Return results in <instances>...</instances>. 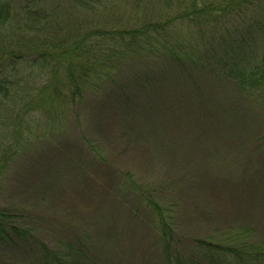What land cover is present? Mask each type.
I'll return each instance as SVG.
<instances>
[{
	"label": "trees",
	"instance_id": "obj_1",
	"mask_svg": "<svg viewBox=\"0 0 264 264\" xmlns=\"http://www.w3.org/2000/svg\"><path fill=\"white\" fill-rule=\"evenodd\" d=\"M65 97L114 124L121 145L140 142L159 162L152 169L171 166L157 178L139 175L136 157L125 162L117 190L139 206L125 204L130 217L117 228L66 216L38 179L28 202L0 203V264H264L252 239L258 217L264 225L253 146L264 151V0H0V133L12 106L28 113ZM19 145L0 150V192L14 187L5 175ZM252 200L262 213L240 219ZM145 223L158 258L126 260L128 230Z\"/></svg>",
	"mask_w": 264,
	"mask_h": 264
},
{
	"label": "rangeland",
	"instance_id": "obj_2",
	"mask_svg": "<svg viewBox=\"0 0 264 264\" xmlns=\"http://www.w3.org/2000/svg\"><path fill=\"white\" fill-rule=\"evenodd\" d=\"M65 99L66 97L62 99L64 104L49 100V102L44 103L48 109L36 104V109L28 113H26L27 110L23 109V106L17 105L10 108V114L13 117L10 119L11 122L9 121L10 124L3 125L1 130L0 150H3V145L7 143L17 144L20 142L19 146L22 153L7 168L5 181L8 182L10 177L15 183L13 182L12 186L14 187H11L9 191L6 190L8 184L4 185L5 183H3L5 190L0 192V203L13 205L28 202L26 197L36 191L35 187L31 188V186L36 184L38 179H42L40 188H48V190L55 192V201L51 199V202L60 205L66 216L70 214L80 218H88L93 222L92 227L104 217H106L105 220L111 222L112 228L122 226L123 223L120 220L130 217L124 211L125 204L136 208L139 206V199L134 194H124L119 191L120 188H117L116 185L119 169L128 166L125 162L136 157L134 160L137 170L135 169V171L139 175L147 174L151 170L150 173L148 172V176L158 178V169L166 164L170 167L171 164L168 162L161 163L152 169L151 166L159 162L157 158L150 157L151 153H147L140 142L128 143L126 141L121 145L125 138L123 134H115L114 124L104 125L103 122L92 121L91 115L93 114L90 108H85L86 113L84 115L80 109L81 106L75 109L72 104L66 103L68 100ZM254 119H256L255 116ZM260 139H262L261 135L254 137L256 141ZM90 140L94 142H90ZM227 140L231 144L232 139L227 138ZM89 144L97 146L95 148L96 157L95 152L88 147ZM253 146L259 148L254 154L256 159L258 162L264 163V153H261L264 151L256 142L253 143ZM67 147L68 150H65ZM119 147L121 150L118 154L114 148ZM180 152L175 150L170 154L176 159ZM141 159L142 162H140ZM233 162L236 164L234 160ZM102 167L108 173L109 180H106ZM232 169L237 170V168ZM16 178L23 180L21 188L16 183L18 181ZM8 186L10 187V184ZM254 192H256L255 189ZM253 195L257 198L256 193ZM259 202L260 200H252L248 202L246 207L242 208V201L240 203L241 215L238 217L247 221L254 219L256 213H258V217L262 213ZM253 204L256 206L253 207ZM65 205L68 207V211H66ZM28 206H30L29 203L26 207ZM105 212L106 214H104ZM108 212L110 216H108ZM227 212H231L228 207H226ZM147 215L150 217L149 213ZM219 215L222 214L219 212ZM145 217L147 216L145 215ZM200 219L203 220L204 215H201ZM139 223H141V218ZM256 224L259 232L254 231L252 239L261 242V247L264 248V225L260 217H258ZM220 225L226 227V221L220 219ZM146 227L147 229L141 232L133 230L132 227L128 230V235L131 237L129 246L123 245L124 253L129 255L127 257L126 254V260L135 262L134 260H139L142 253L143 257L149 260L152 256L158 258L157 242H155L154 235L149 231V227L147 225ZM208 228L212 230V227ZM225 258L227 264H232V259L226 256Z\"/></svg>",
	"mask_w": 264,
	"mask_h": 264
}]
</instances>
